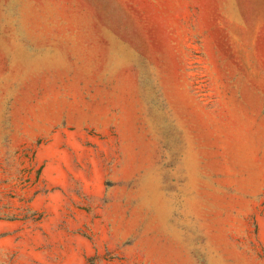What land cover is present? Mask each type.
Returning <instances> with one entry per match:
<instances>
[{"label":"rangeland","instance_id":"374dc122","mask_svg":"<svg viewBox=\"0 0 264 264\" xmlns=\"http://www.w3.org/2000/svg\"><path fill=\"white\" fill-rule=\"evenodd\" d=\"M0 264H264V0H0Z\"/></svg>","mask_w":264,"mask_h":264}]
</instances>
